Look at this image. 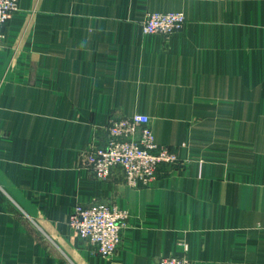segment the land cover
Here are the masks:
<instances>
[{"label": "crops", "instance_id": "crops-1", "mask_svg": "<svg viewBox=\"0 0 264 264\" xmlns=\"http://www.w3.org/2000/svg\"><path fill=\"white\" fill-rule=\"evenodd\" d=\"M181 30L142 32L149 12ZM0 42V264H264V0H18ZM143 113L176 152L146 186L81 162ZM126 213L102 257L75 204Z\"/></svg>", "mask_w": 264, "mask_h": 264}, {"label": "built area", "instance_id": "built-area-1", "mask_svg": "<svg viewBox=\"0 0 264 264\" xmlns=\"http://www.w3.org/2000/svg\"><path fill=\"white\" fill-rule=\"evenodd\" d=\"M18 11V0H0V42L3 26ZM185 22L181 12H149L143 23L145 34L164 37L180 30ZM82 164L98 180H107L114 168L121 170L125 184L146 186L160 165H172L176 152L154 140L150 118L143 113L109 119L106 139L101 145H89L80 155ZM126 213L115 205L75 204L68 216L70 232L94 247L102 257L111 256L122 239ZM155 264H190L185 256L159 257Z\"/></svg>", "mask_w": 264, "mask_h": 264}, {"label": "rangeland", "instance_id": "rangeland-1", "mask_svg": "<svg viewBox=\"0 0 264 264\" xmlns=\"http://www.w3.org/2000/svg\"><path fill=\"white\" fill-rule=\"evenodd\" d=\"M166 12H179V11H166ZM181 13H182V12H181ZM147 14H148V13H147ZM147 14H146V15H147ZM146 15H145V17H146ZM145 17H144V19H145ZM144 19H143V21H144ZM143 21H142V23H143ZM142 23H141V27H142ZM184 23H185V22H184ZM183 26H184V25H183ZM141 29H142V28H141ZM181 29H182V28H181ZM181 29H180V30H181ZM178 31H179V30H178ZM142 32H143V31H142ZM175 32H176V31H175ZM171 34H172V33H171ZM171 34H170V35H171ZM160 36H162V35H160ZM163 37H164V36H163ZM167 37H168V36H167ZM165 38H166V37H165Z\"/></svg>", "mask_w": 264, "mask_h": 264}]
</instances>
